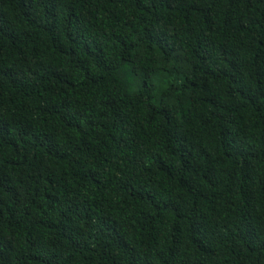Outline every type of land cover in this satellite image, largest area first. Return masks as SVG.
I'll return each mask as SVG.
<instances>
[{
	"label": "trees",
	"instance_id": "1",
	"mask_svg": "<svg viewBox=\"0 0 264 264\" xmlns=\"http://www.w3.org/2000/svg\"><path fill=\"white\" fill-rule=\"evenodd\" d=\"M0 264H264V0H0Z\"/></svg>",
	"mask_w": 264,
	"mask_h": 264
}]
</instances>
